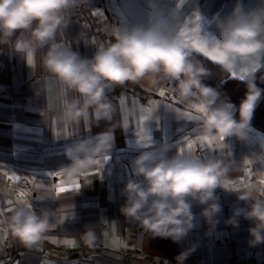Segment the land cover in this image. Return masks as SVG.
Returning a JSON list of instances; mask_svg holds the SVG:
<instances>
[{"label": "crops", "instance_id": "1", "mask_svg": "<svg viewBox=\"0 0 264 264\" xmlns=\"http://www.w3.org/2000/svg\"><path fill=\"white\" fill-rule=\"evenodd\" d=\"M259 7H264V0H89L86 7L71 13L63 40L82 57L91 58L99 45L109 41L114 28L149 26L160 14L175 28L183 29L187 38L215 42L234 14ZM17 36L23 38L22 33ZM41 56L38 51L30 64L24 53L0 45V78L21 82L10 94L9 103L0 106V137L9 143L0 144V264H177L176 257L183 251L189 252L183 264H230L232 240L237 242L240 264H264V243H253L249 232L253 221L240 215L236 217L238 226L229 222L236 209L250 207V202L241 199L243 185L264 174V160L257 158L264 154L261 131L248 125L243 138H226L229 148L223 153L202 141L189 150L188 142L195 140L192 129L196 121L183 114L197 116L198 112L177 98L176 85L169 81L157 88L146 82L114 85L107 92L116 106L113 120H82L69 127L53 119L56 90L53 87L49 94L42 88L47 74L40 67ZM258 61L253 76L264 70V54ZM236 73L231 76L240 79L243 73ZM161 90L164 96L159 95ZM129 109L133 115L128 114ZM18 111L23 118H17ZM142 117H146L143 123ZM104 134L111 138L103 167L89 173V183L77 180L79 190L57 193V186L71 188L61 174L52 175L71 163L68 150L79 142L94 143ZM161 146H167L168 157L179 151L199 154L202 147L201 155L219 157L230 167L225 181L228 188L215 190L222 206L214 217L217 222L210 224L201 214L207 205L193 200L194 227L178 242L152 237L120 211L127 199V182L143 180L134 175L132 161L143 151ZM20 200L37 212H50L51 227L45 239L32 248L13 237L7 225ZM88 228L95 232L99 247H88L81 240ZM65 240L75 243L69 245Z\"/></svg>", "mask_w": 264, "mask_h": 264}, {"label": "clouds", "instance_id": "2", "mask_svg": "<svg viewBox=\"0 0 264 264\" xmlns=\"http://www.w3.org/2000/svg\"><path fill=\"white\" fill-rule=\"evenodd\" d=\"M88 3L89 0H0V45L8 44L24 53L28 62L30 56L33 61L35 54L42 52L40 67L47 74L42 88L49 94L53 87L56 90L54 120L69 127L82 120L111 121L116 106L107 92L114 85L146 82L157 88L163 81H169L175 83L179 100L189 102L191 107L199 106L192 129L194 143L207 138L214 149L223 153L229 148L226 138L245 136L244 129L264 94L252 75L259 67L258 57L264 54V7L234 14L207 57L226 73H243L247 92L237 107L230 100L221 99L218 88L204 83L210 73L196 58L199 51L196 42L163 15L157 14L149 26L114 28L109 41L99 45L91 58L73 51L63 40L64 30L71 13ZM17 33H22L23 38ZM128 114L133 115V111L129 109ZM110 138L104 134L94 143L74 144L68 150L71 163L59 170L64 182L84 179L89 183V173L103 167L108 158ZM167 150V146H161L143 151L132 161L134 175L142 176L143 180L127 182L124 188L127 199L120 211L152 237L178 242L194 227L193 200L207 205L201 214L210 224L217 222L214 217L222 206L217 202L215 190L220 186L228 188L225 181L230 167L212 155L179 151L168 157ZM257 158L264 160V154H258ZM241 199L250 202V207L236 209L229 222L238 226L236 217L240 215L253 221L254 226L249 228L253 243H264V174L256 182L243 185ZM7 225L13 237L26 248H32L45 239L51 227L50 212L46 209L37 212L26 200H20ZM81 240L93 247L95 232L88 228ZM188 254V251L179 253L177 264H183Z\"/></svg>", "mask_w": 264, "mask_h": 264}, {"label": "trees", "instance_id": "3", "mask_svg": "<svg viewBox=\"0 0 264 264\" xmlns=\"http://www.w3.org/2000/svg\"><path fill=\"white\" fill-rule=\"evenodd\" d=\"M195 55L209 69L210 74L204 79V83L218 88L221 93V99H228L238 107L247 92L246 82L242 79L233 78L231 74L222 71L218 64L206 58L204 55L199 53H195ZM254 77L257 85L261 89H264V70L258 71ZM249 125L264 134V94H262V99L257 105Z\"/></svg>", "mask_w": 264, "mask_h": 264}, {"label": "snow or ice", "instance_id": "4", "mask_svg": "<svg viewBox=\"0 0 264 264\" xmlns=\"http://www.w3.org/2000/svg\"><path fill=\"white\" fill-rule=\"evenodd\" d=\"M198 19H199V17H197V20ZM184 34L186 35V33H184ZM195 42H196L197 47L199 49V51L197 53L203 54L206 58L211 55V50H212V47H213L215 42H209V41H204V42L195 41ZM212 59L214 60L215 57L213 56ZM32 62L33 61H32L31 56H30L29 57V63H32ZM232 75L235 77V76H237V73L233 72ZM239 78L243 79L244 76L241 74V75H239ZM159 95L164 96L165 95L164 91L161 90ZM194 108L196 109L197 112H199V106H194ZM183 115H186L188 117V119H190V120H195L197 118V116H193L190 113H184ZM144 119H146V117H142L141 118V123H143ZM141 131H143V129H141ZM141 138L144 139L143 136H141ZM202 142H206L208 145H211V143H212L210 140H207V138H204L202 140ZM187 147H188L189 150L193 149L194 142L193 141H189L188 144H187ZM52 175H54L56 177V176H59L60 173H54ZM11 178L14 179V180H19V177L13 176ZM60 183L63 184L64 182L61 181ZM80 187H81V185L79 184V182L78 181H74V182L71 183V188H67V187H63V186H57L56 187V192L57 193H64V192L69 191V190H79ZM63 242L66 243V244H69V245H73L75 243V241H73V240H65Z\"/></svg>", "mask_w": 264, "mask_h": 264}, {"label": "rangeland", "instance_id": "5", "mask_svg": "<svg viewBox=\"0 0 264 264\" xmlns=\"http://www.w3.org/2000/svg\"><path fill=\"white\" fill-rule=\"evenodd\" d=\"M4 75V73H2ZM8 74V73H7ZM11 81H14V82H11ZM20 80L18 79H15V80H11L10 78H6V77H1L0 78V106H3L2 104H5L4 102H7L9 103V98H10V94L15 90L17 89L15 86H18L20 87ZM18 91V90H17ZM7 112V111H6ZM1 114V113H0ZM2 115H5V114H2ZM22 115H20V112L18 111L17 112V118H23L21 117ZM6 122H9V124H12V122H14L15 124V121L14 120H9L7 119ZM11 122V123H10ZM0 144L1 145H6L8 146L9 143L7 142V140H5L4 138H1L0 137ZM199 154H202L203 153V148L202 147H199ZM96 243V242H95ZM99 244V243H98ZM88 248V247H87Z\"/></svg>", "mask_w": 264, "mask_h": 264}, {"label": "built area", "instance_id": "6", "mask_svg": "<svg viewBox=\"0 0 264 264\" xmlns=\"http://www.w3.org/2000/svg\"><path fill=\"white\" fill-rule=\"evenodd\" d=\"M230 246L232 248V253H233V257L230 261V264H240L238 260V253H237V246H238L237 242H235L234 240L230 241ZM94 247H99V244L95 243V245L91 248H94Z\"/></svg>", "mask_w": 264, "mask_h": 264}]
</instances>
